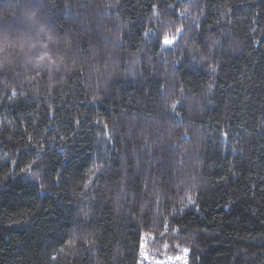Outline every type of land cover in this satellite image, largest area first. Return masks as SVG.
<instances>
[{"label":"trees","instance_id":"1","mask_svg":"<svg viewBox=\"0 0 264 264\" xmlns=\"http://www.w3.org/2000/svg\"><path fill=\"white\" fill-rule=\"evenodd\" d=\"M38 3L63 64L0 71V264H136L141 234L264 264V0H0V26Z\"/></svg>","mask_w":264,"mask_h":264},{"label":"snow or ice","instance_id":"2","mask_svg":"<svg viewBox=\"0 0 264 264\" xmlns=\"http://www.w3.org/2000/svg\"><path fill=\"white\" fill-rule=\"evenodd\" d=\"M43 3H38L36 5V8L38 9H42L43 8ZM118 6V5H115ZM106 8H111L114 7V5H105ZM151 7L153 9H155L157 7V5L153 4L151 5ZM185 11H187V9H185ZM230 11V10H229ZM190 27H195L196 29H199L200 25L199 24H195L192 25ZM151 31V30H148ZM148 32H145V35H147ZM185 36V26L184 25H180L179 27H175V34L173 35H169L167 33L164 34L163 38L161 39L159 37V35H157V44L162 45L166 50L171 49L172 47H179L180 46V41L181 39ZM56 42V38L54 33H52L51 29L48 27V34H47V40L44 41L42 43V50H43V55L39 54V53H33L34 57L36 59H38L40 61V63L35 67L36 69H46L47 70V74L49 75V78H51V75L53 73V71H58L60 66L63 64V58L55 51H52L51 46L53 44H55ZM215 43V42H213ZM185 47H188L187 41H185ZM190 53L192 54V60L196 61L197 60V54H199V62H203L204 60L208 59V57L206 55H204L203 53H201V50L199 48H189ZM209 52H211V48H209ZM18 59V57H17ZM46 61V64H45ZM13 66L12 60H10L8 58L7 55H5V57L0 60V71H6L7 69H9L10 67ZM212 71H215V67L211 68ZM209 88L212 87L211 84H209L208 86ZM13 94H15V91L13 90ZM177 108V103H172L171 104V110L168 111L169 115H174L175 114V110ZM167 111V109H166ZM77 123H79V121H77ZM105 130H107L108 126L107 124H105L104 126ZM227 133H224V136L227 138ZM29 139L31 140L32 138L29 137ZM182 139H187V132L184 133ZM147 142V141H145ZM36 164V161H32L31 163H29L24 169H21V171L23 172H31L33 165ZM38 167V166H37ZM98 170V169H96ZM93 171V170H90ZM60 178V175H57L56 180L58 181ZM36 179H40L39 177H36ZM89 183H91V181H88L86 183H84L82 185V187L86 190L89 186ZM42 187V185H41ZM188 202L189 204H194L195 202L192 201L191 197H188ZM198 210V209H197ZM83 217L84 220L87 221L89 219V217L92 215L91 210H83ZM176 232H179V229H175ZM164 235H166V233H162L161 236L163 237ZM92 234L87 232L86 230L81 233L80 235H77L75 233L72 234V237L70 240H68V246L70 248H74L75 245L77 244L78 241H83V243L85 245H94L95 244V240L91 238ZM143 234L140 235L139 239H143ZM143 247V245L141 244V248ZM176 250L177 253L174 256H169L167 258L166 261L163 262H158V264H196V258L193 254V251L191 248L189 247H184V248H180L179 245H174L173 246ZM165 250L168 249V244L164 245ZM64 249L61 248L59 249V251H63ZM140 261H138V264H143V260L145 259L144 257V253L141 252L140 253ZM53 260H55V257H52Z\"/></svg>","mask_w":264,"mask_h":264},{"label":"clouds","instance_id":"3","mask_svg":"<svg viewBox=\"0 0 264 264\" xmlns=\"http://www.w3.org/2000/svg\"><path fill=\"white\" fill-rule=\"evenodd\" d=\"M9 14L15 16L17 12L12 10ZM4 15L0 12V20L4 18ZM23 20L26 21L25 27L0 26V60L7 55L13 65L22 62L36 67L40 61L34 57L33 53L43 55L42 43L47 40L48 26L43 20L40 9L36 7L26 9ZM27 25L34 30L27 31Z\"/></svg>","mask_w":264,"mask_h":264},{"label":"built area","instance_id":"4","mask_svg":"<svg viewBox=\"0 0 264 264\" xmlns=\"http://www.w3.org/2000/svg\"><path fill=\"white\" fill-rule=\"evenodd\" d=\"M143 237L144 238L141 241V244L143 245V247L142 248L140 247L136 264H138V261H140V259H141V257H140L141 252L144 253V257H145V259L143 260V264H158V262L166 261L169 256H174V255L178 254L177 252L176 253L164 252L160 255H156V254L152 253V251H150L147 248V240H146L145 235H143Z\"/></svg>","mask_w":264,"mask_h":264}]
</instances>
